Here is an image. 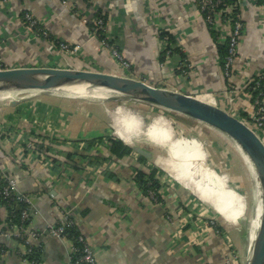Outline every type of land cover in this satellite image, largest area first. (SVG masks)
<instances>
[{"label":"crops","instance_id":"0c3cea01","mask_svg":"<svg viewBox=\"0 0 264 264\" xmlns=\"http://www.w3.org/2000/svg\"><path fill=\"white\" fill-rule=\"evenodd\" d=\"M256 1L240 2L244 30L226 80L216 44L225 43L227 28L210 30L194 0H7L0 3V62L5 69L64 68L125 76L168 91L209 96L222 109L229 107L230 97L235 106L244 103L245 107L244 88L264 71V12H259ZM22 12L77 52L62 54L47 40L33 37L22 25ZM97 12L106 18V36L129 70H121L82 24V18L90 19ZM160 31L169 33L188 70H176L178 55L162 57ZM212 32L219 33L217 42ZM32 94L18 100L0 95V173L13 178L30 200L32 214L26 230L37 236H28L26 242L39 251L40 264H69L72 241L46 232L67 210L97 264H224L229 247L242 260L246 258L248 242L243 233H248V226L241 219L230 224L217 214L224 215L227 188L217 185V174L207 162H199L197 154L180 147L166 119L158 117L143 133L137 119L118 109L121 119L115 121L113 135L105 128L104 114L98 117L91 110L99 105L105 112L100 101ZM140 135L166 153V158L153 160L165 170L159 177L162 204L144 198L129 173L124 177L120 162L107 172L117 174L109 179L97 167L83 169L84 161L65 157L67 151H82L95 138L113 136L131 145L132 138ZM45 138L65 143L39 158L34 144ZM28 143L34 153L27 150ZM122 162L129 165L130 157ZM72 163H80L81 169L74 171ZM203 202L211 208L202 207ZM8 214L0 205V264H29L20 257L28 247L16 241L17 228L7 226ZM210 220L215 221L214 227ZM216 226L224 231L217 233Z\"/></svg>","mask_w":264,"mask_h":264},{"label":"built area","instance_id":"2783aa9c","mask_svg":"<svg viewBox=\"0 0 264 264\" xmlns=\"http://www.w3.org/2000/svg\"><path fill=\"white\" fill-rule=\"evenodd\" d=\"M64 3L66 0H61ZM7 0H0V3H5ZM198 12L205 23L209 24L211 27L216 28L219 26H225L227 28L226 33V43H227V54L225 57V62L223 65V77L224 79H229L231 77L232 65L235 61L237 55V48L239 39L244 30V24L241 20V15L239 11V5L241 0H194ZM257 9L259 12H264V0L263 3L257 5ZM238 10V12L236 11ZM22 25L24 29L27 30L33 37L47 40L49 37L48 32L45 28H40L39 23L32 17L31 14L25 13ZM82 24L86 26L91 33V35L97 39L99 42V46L109 50L112 58L115 62L120 66L121 70L127 71L129 70V64L122 58L120 53L116 48L109 44V38L106 36V21L102 17L94 16L90 19L82 18ZM169 35L166 31H160ZM160 43L163 46V50L165 49V53L163 57L169 58L171 56H176L177 54L172 51V46L167 48L168 38L165 36L160 40ZM57 50L65 55H73L77 52L76 47L70 46L68 43L64 41L52 42ZM175 47H178L175 45ZM178 64L176 66V70L180 72H184V70H188V62H180L178 57ZM5 68L2 66L0 62V70H4ZM245 91V109L239 110L236 113L228 112V109H225L229 114L236 117L238 120L247 125L251 130H253L262 140H264V71L259 72L256 76L247 84L244 88ZM259 91L257 95H254V92ZM213 100V99H212ZM229 104H232L231 98L229 99ZM213 105H216L213 100ZM241 109V108H240ZM242 111L245 112L246 118L238 117V113ZM106 144V143H105ZM26 148L29 152L34 153L33 144L28 143ZM45 161V160H44ZM119 163L113 156L108 157L99 167V174H107L115 165ZM162 184V182L160 181ZM163 185V184H162ZM162 189L160 191V195L162 194ZM149 199L155 200V196L153 193H149ZM0 200L5 201L12 209L17 207L21 208L19 218L21 225L16 229V233H14L15 239L22 241L25 246H27V251L25 254H29L31 252V248L28 244L27 239L28 236L36 237L37 234L28 233L23 223L27 221L32 212L30 208V200L28 197L24 196L20 193L17 188L16 181L8 176L7 174L0 173ZM11 211V212H12ZM10 212V213H11ZM12 216V215H11ZM168 221L171 222L170 218L167 217ZM12 220V217H11ZM9 219V223L11 221ZM210 226H215V221L210 220ZM75 227L73 213L69 210L63 211L59 220L54 224H49L46 227V232L55 238L58 239H68L66 231ZM13 229L14 227H10ZM76 242L80 245L79 248H76L74 245L72 246V255L76 252H80L81 256L77 261L72 262L70 259L69 264H97L96 256L92 250V248L86 243V240L79 235L76 238ZM25 259V258H24ZM25 261H27L25 259ZM72 262V263H71ZM29 264H34L32 262H28ZM242 258L236 254L230 247L226 251V255L224 257V264H242Z\"/></svg>","mask_w":264,"mask_h":264},{"label":"rangeland","instance_id":"374dc122","mask_svg":"<svg viewBox=\"0 0 264 264\" xmlns=\"http://www.w3.org/2000/svg\"><path fill=\"white\" fill-rule=\"evenodd\" d=\"M33 92L37 93V95H35L36 98L56 95L69 97V100L74 99L75 101H80V99L100 101L105 112H102V108H99V105L95 106L91 110L94 115L97 114L98 117H102V113L104 114L103 123L105 125V128L107 129V132L109 134L113 135H115L116 131L115 121L121 119V117L119 118V114L117 113L118 109L137 119L141 124V132L143 133L158 117H163L164 119H166L172 129V135L174 136L175 140L180 143V147H184L188 152L191 151L197 154V159L199 160V162H207L209 168H211L217 174L214 176L216 180L218 179L217 185L218 183H220L227 188V191H225V193L227 194L223 196L226 203L224 205V208L221 209L224 215L222 216L219 212H217L216 210L215 211L220 217H222L230 224H236L239 219L243 220L241 223L245 226H248V233L247 230H244L245 233L243 234L245 236V239H247L248 236V246H251L253 237L256 232V226L255 224H253V222L255 221V209L258 203L254 175L252 174L248 163L245 161L242 155L237 153L233 145L224 140L225 136H221L223 134H218L215 132L216 130L178 114L168 112L166 110L144 103L135 102L130 99L122 97L118 98L116 97V93H114L113 95L114 97H116L115 99H113V97L112 99H108L105 101L102 100L101 95H90V97L85 98L73 96L74 94L66 91H59L56 93H41L40 91H17L12 92L11 95H7V93H0V95H6V97H12L14 100H18L19 98H32ZM230 98L232 100V104H228L229 107L225 108L228 109V112L230 111V113H236L239 110L245 109V107L243 106L244 103L242 104V106H240V103L235 106L234 98ZM10 100V98L7 99V101ZM129 146L132 150V153L129 156L130 164L136 162L140 157V155L136 153V149L142 150L151 155L150 158L147 159L145 164L157 168L161 177L162 172L164 173L165 170L160 166L156 167L153 164V160L155 161L156 157L160 156L161 158H166L164 149L160 150L156 144L146 139L144 135L132 138V143ZM203 166L202 170L205 169L207 171V166L205 168ZM206 177V181H209L208 174H206ZM211 199L214 200L213 197H211ZM202 207L211 208V206L207 203H204V205L202 204ZM234 246L239 251L240 247L237 242H235Z\"/></svg>","mask_w":264,"mask_h":264},{"label":"water","instance_id":"95a60500","mask_svg":"<svg viewBox=\"0 0 264 264\" xmlns=\"http://www.w3.org/2000/svg\"><path fill=\"white\" fill-rule=\"evenodd\" d=\"M79 84H84L89 89L112 91L118 98L151 105L202 123L223 134L235 144L253 167L252 174L260 203L257 204L255 213L256 219L259 214L258 232L252 248L250 249L249 246L247 248L243 264H264V141L253 130L224 109L202 102L198 97L156 88L141 80L125 76L64 68L0 70V93L17 91L52 93L64 86ZM136 153L147 159L150 158V154L142 150L136 149Z\"/></svg>","mask_w":264,"mask_h":264},{"label":"trees","instance_id":"16d2710c","mask_svg":"<svg viewBox=\"0 0 264 264\" xmlns=\"http://www.w3.org/2000/svg\"><path fill=\"white\" fill-rule=\"evenodd\" d=\"M263 3V0H258L256 1V6L260 5ZM238 12V10H236ZM27 12H22L20 14V20L23 21L24 15ZM95 16L102 17L105 21L106 18L102 16L100 12H97ZM204 21V20H203ZM205 23V22H204ZM207 27L210 30H213V27H211L209 24L205 23ZM42 28V26H38ZM47 31V30H46ZM215 33V34H214ZM212 32V36L215 39L214 41L217 42V39L219 38V33L217 32ZM49 34V33H48ZM167 36L168 38V45L167 48H170L172 46V51L175 52L180 59V62H187L186 58L184 57L183 53L180 51L178 47H175V43L172 40L170 35H167L164 32H161L159 34V39L162 40ZM52 41L53 43L56 42L54 38L49 34V37L47 38V41ZM109 44L112 46L110 40ZM224 42V40H222ZM216 47L218 48V53L221 59V67H223L224 62H225V57L227 54V43L225 40V43L221 44H216ZM165 53L162 51V57ZM185 71V70H184ZM180 72V71H179ZM259 91L254 92V95H257ZM238 117L240 118H246V113L240 111L238 114ZM104 140L106 141V144H104ZM65 143L64 141H57V140H51L48 138L43 139L40 143H36L35 145V150L39 152V158H41L42 155H47L46 153L50 151L51 147L53 146H60L59 144ZM60 148H63L62 146ZM132 153V150L129 146L125 145L123 141L113 137V136H108V137H99L95 138L91 141L88 142L87 146H84L82 151H67L66 152V158L71 161L72 158L76 157L82 161L85 162L84 166L81 164L83 169H89L91 167H99L105 160L108 159V157L113 156L118 162H120L123 165V173L124 177L129 173V180L130 182L134 183L136 188L140 191L142 196L146 199H149V193H153L155 196V200H150L153 204H162L163 199L161 195L159 194L163 185L160 183V174L154 166H149L146 165L147 158L140 156L139 159L134 162L133 164L129 165H124L123 160L125 158H128ZM74 171L79 170L80 168V163H72L71 166ZM81 169V168H80ZM109 179H113L114 177L117 176V174L113 173H107ZM115 181L117 182L118 180L115 178ZM0 205L8 210V221L9 219L11 220L12 217V222H8V227L12 226L15 228H18L21 225L19 214L21 211V208L15 207L12 211L11 207L3 200H0ZM12 211V212H11ZM11 212V213H10ZM12 215V216H11ZM29 225V219L23 223V226L27 227ZM14 229V228H13ZM15 230V229H14ZM215 230L217 233H221L224 230L221 227L216 226ZM67 233V238L72 241V244L76 247L79 248L80 245L76 242V238L80 235L78 232L76 226L72 229H69L66 231ZM16 241H19V243H23L22 241L16 239ZM81 256L80 252H76L75 254L72 255V262L77 261L79 257ZM1 257V256H0ZM21 258H25L27 262H32L34 264H40V253L36 248H31V252L29 254H23L20 256ZM71 262V263H72Z\"/></svg>","mask_w":264,"mask_h":264},{"label":"bare ground","instance_id":"6f19581e","mask_svg":"<svg viewBox=\"0 0 264 264\" xmlns=\"http://www.w3.org/2000/svg\"><path fill=\"white\" fill-rule=\"evenodd\" d=\"M87 89H89V88L87 86H85L84 84H82V85L79 84L77 86H64V87H61L60 89H58V91H55V93L59 92V91H66V92H69L71 94H74L73 96H79V97H85V98L90 97V95H92V96L93 95H95V96L96 95H101L103 101L111 99V98L114 97L113 96L114 92H112V91H108V90H104V89H92V90L91 89L87 90ZM198 99L200 101H202V102H205L207 104L213 105V100L209 96H200V98H198ZM215 132L219 134V132H217V131H215ZM221 136H224V135H221ZM224 140L228 141L231 145H233L234 149L237 151V153L242 155V157L248 163L249 168L253 172V167H252L249 159L240 151V149L235 144H233L227 137L226 138L224 137ZM127 146H129V145H127ZM162 159H164V158H162ZM257 204L260 205L259 202ZM255 213H256V209H255ZM254 219H255V221L253 222V224H255V226H256V232H255V235L253 237L250 249L254 245V242H255V239H256V235H257V232H258V228H259V214H258V219H256V218H254Z\"/></svg>","mask_w":264,"mask_h":264}]
</instances>
